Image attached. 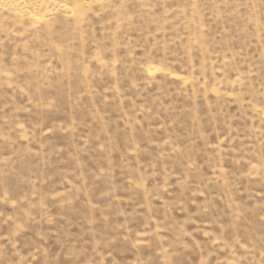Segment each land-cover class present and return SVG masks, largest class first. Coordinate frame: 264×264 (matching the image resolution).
I'll list each match as a JSON object with an SVG mask.
<instances>
[{"label":"rangeland","instance_id":"obj_1","mask_svg":"<svg viewBox=\"0 0 264 264\" xmlns=\"http://www.w3.org/2000/svg\"><path fill=\"white\" fill-rule=\"evenodd\" d=\"M0 264H264V0H0Z\"/></svg>","mask_w":264,"mask_h":264}]
</instances>
